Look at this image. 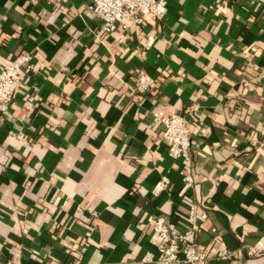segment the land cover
<instances>
[{"label":"crops","instance_id":"obj_1","mask_svg":"<svg viewBox=\"0 0 264 264\" xmlns=\"http://www.w3.org/2000/svg\"><path fill=\"white\" fill-rule=\"evenodd\" d=\"M165 4L101 34L90 0H0V68L33 65L0 106L1 263L152 264L166 220L232 252L208 264H264V0ZM140 71L156 86L132 94ZM153 113L185 118L187 161Z\"/></svg>","mask_w":264,"mask_h":264},{"label":"built area","instance_id":"obj_2","mask_svg":"<svg viewBox=\"0 0 264 264\" xmlns=\"http://www.w3.org/2000/svg\"><path fill=\"white\" fill-rule=\"evenodd\" d=\"M166 0H90L89 9L98 17L99 33L124 32L130 25H141L148 19H162L166 14ZM149 40H151L149 38ZM146 44L150 45L148 38ZM30 54L22 53L5 62L0 68V104L9 105L21 88L22 73L33 69ZM156 86L155 81L144 71L134 79L132 94L148 92ZM152 121L159 128V137L172 158H190L191 130L180 113L152 114ZM183 180L191 185L189 172H184ZM168 185L166 178L160 179L151 193L157 194ZM195 217V206L189 208V219ZM189 220V222H190ZM159 241L158 256L147 254L141 260L152 264H208L211 260H226L232 255L228 250L206 252L198 249L196 230L193 222L185 224L182 230L170 221L156 222L153 225ZM0 264H4L1 263Z\"/></svg>","mask_w":264,"mask_h":264},{"label":"water","instance_id":"obj_3","mask_svg":"<svg viewBox=\"0 0 264 264\" xmlns=\"http://www.w3.org/2000/svg\"><path fill=\"white\" fill-rule=\"evenodd\" d=\"M0 106H2V104H0Z\"/></svg>","mask_w":264,"mask_h":264}]
</instances>
